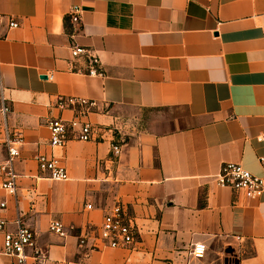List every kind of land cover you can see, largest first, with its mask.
<instances>
[{"label":"crops","instance_id":"0c3cea01","mask_svg":"<svg viewBox=\"0 0 264 264\" xmlns=\"http://www.w3.org/2000/svg\"><path fill=\"white\" fill-rule=\"evenodd\" d=\"M0 16V106L10 108L0 126L23 138L16 195L0 191L7 231L20 219L65 264H264V193L248 201L214 179L228 163L264 176V0H0ZM74 47L102 76L87 75ZM69 98L92 104L83 120L98 137L51 149L47 120L82 111L58 108ZM39 155L59 158L68 180L41 178ZM116 204L138 242L78 247ZM52 220L66 238L49 233ZM195 243L207 249L199 261ZM0 264L15 261L0 254Z\"/></svg>","mask_w":264,"mask_h":264},{"label":"built area","instance_id":"2783aa9c","mask_svg":"<svg viewBox=\"0 0 264 264\" xmlns=\"http://www.w3.org/2000/svg\"><path fill=\"white\" fill-rule=\"evenodd\" d=\"M76 22L79 15L77 8L72 9ZM2 16H0V20ZM19 24L13 20L8 21L9 29H17ZM86 56L90 64L87 71L88 76H102L97 70L99 60L89 55L85 48L74 47L71 49V57ZM82 108L75 118L71 121H62L60 119H50L46 122L49 132L48 145L51 149H62L72 141L91 142L98 137L99 129L84 121L89 107L92 104L86 100H75L69 98L58 103V108L63 109L67 106H76ZM10 112V108L4 99H1L0 114L5 118ZM23 145L21 133L11 131L5 123L0 126V146L5 151V156L0 164V191L8 196H15L17 192L18 174L15 170V164L20 157V149ZM111 153L114 158H118L121 148L111 146ZM37 168L41 178L53 182H65L68 180L67 172L59 158L52 155H39L35 158ZM261 167L264 171V160H260ZM215 184L222 189H228L236 194H240L245 200H257L264 193V176L256 177L246 171L242 166L236 164H223L219 172L214 176ZM5 202L0 201V211L5 210ZM91 210V206H86ZM16 229L13 232L7 231L8 223L0 217V238L2 239V249L0 254L15 261V264H65V262H53L49 259L48 254L37 248L35 245V236L33 232L16 219L14 222ZM48 231L52 235L64 239L69 235V230L59 221L52 220L49 222ZM91 238L96 239L102 248L106 249H130L139 240V231L132 218H130L121 204H116L111 208L102 219L97 229L87 226L77 237V246H87ZM94 249H99L93 246ZM206 246L202 243H195L191 246L189 257L193 260H202L206 255Z\"/></svg>","mask_w":264,"mask_h":264},{"label":"water","instance_id":"95a60500","mask_svg":"<svg viewBox=\"0 0 264 264\" xmlns=\"http://www.w3.org/2000/svg\"><path fill=\"white\" fill-rule=\"evenodd\" d=\"M43 79H46V77H43Z\"/></svg>","mask_w":264,"mask_h":264}]
</instances>
